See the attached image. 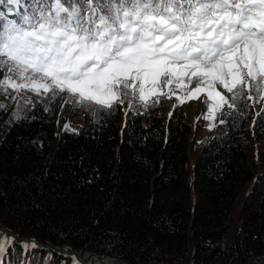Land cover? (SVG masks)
<instances>
[{"label":"trees","instance_id":"16d2710c","mask_svg":"<svg viewBox=\"0 0 264 264\" xmlns=\"http://www.w3.org/2000/svg\"><path fill=\"white\" fill-rule=\"evenodd\" d=\"M8 92L0 93V264L264 261L258 97L225 106L209 130L179 105L167 115L160 99L123 126V106L93 120L74 113L65 94L49 104L29 93L35 106L19 101L27 119L17 121ZM75 117L80 128L70 125Z\"/></svg>","mask_w":264,"mask_h":264},{"label":"snow or ice","instance_id":"6c2138e0","mask_svg":"<svg viewBox=\"0 0 264 264\" xmlns=\"http://www.w3.org/2000/svg\"><path fill=\"white\" fill-rule=\"evenodd\" d=\"M0 69L17 121L19 101L35 106L29 93L49 104L66 93L74 113L97 120L175 89L187 92L180 102L205 93L212 119L245 95L264 101V0H0Z\"/></svg>","mask_w":264,"mask_h":264},{"label":"rangeland","instance_id":"374dc122","mask_svg":"<svg viewBox=\"0 0 264 264\" xmlns=\"http://www.w3.org/2000/svg\"><path fill=\"white\" fill-rule=\"evenodd\" d=\"M169 87L175 89L174 85L169 86ZM188 87H194V82L192 85H188ZM162 91L167 93L169 91V88L167 87L163 88ZM217 91H220L222 95H225L226 98H228L226 90H224L223 88L218 87ZM65 95L67 96L66 93ZM177 95L186 97L187 92L182 89H175L174 93L170 97L168 95L159 96L158 99L166 102L167 115L171 114L170 108L173 105H179L182 108L183 113L187 119L197 118L199 122L202 123V125L204 126H209L214 121V118L218 115V113H216L214 118L205 119V117L208 116L209 113H208V104L205 102L207 100V97H206V94L203 92L193 99L186 98L183 102L177 101V98H176ZM153 99H157V97L153 96L150 98V100H153ZM208 103H210V101ZM134 112L135 110H128L126 105L123 106L120 125L123 126L125 124L126 118L130 116L131 114H133ZM69 122H70L71 127L73 128H80L82 126V119L80 117L70 118Z\"/></svg>","mask_w":264,"mask_h":264},{"label":"water","instance_id":"95a60500","mask_svg":"<svg viewBox=\"0 0 264 264\" xmlns=\"http://www.w3.org/2000/svg\"><path fill=\"white\" fill-rule=\"evenodd\" d=\"M31 242H33V241H30V243H31ZM34 242H35V241H34ZM35 244H36V242H35ZM76 260L79 261V259H78L77 257H76Z\"/></svg>","mask_w":264,"mask_h":264}]
</instances>
